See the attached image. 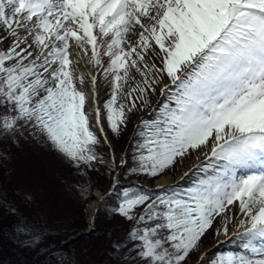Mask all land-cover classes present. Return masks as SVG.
<instances>
[{
  "label": "snow or ice",
  "instance_id": "6c2138e0",
  "mask_svg": "<svg viewBox=\"0 0 264 264\" xmlns=\"http://www.w3.org/2000/svg\"><path fill=\"white\" fill-rule=\"evenodd\" d=\"M157 91L154 119L133 124L129 170L158 180L204 160L183 174L195 176L184 190H123L124 264L199 261L210 233L241 251L204 264H264V0H0V140L27 129L93 169L98 148L115 161L109 133L121 137ZM8 212L18 239L32 231L18 207Z\"/></svg>",
  "mask_w": 264,
  "mask_h": 264
},
{
  "label": "trees",
  "instance_id": "16d2710c",
  "mask_svg": "<svg viewBox=\"0 0 264 264\" xmlns=\"http://www.w3.org/2000/svg\"><path fill=\"white\" fill-rule=\"evenodd\" d=\"M122 144L123 140L118 146ZM115 149L121 150L116 146ZM118 174L122 180L126 175L139 177L129 168ZM90 178L89 169H75L46 140L29 135L27 129L18 138L0 140V201L8 202L7 206H0V264H124L121 250L128 241L117 233L126 237L129 225L114 215L121 194L103 191L105 202L99 209L105 207L106 212L95 222L109 213L113 217L93 228L92 234L66 242L87 226L76 200L86 189L90 191ZM148 190L156 191L158 187ZM12 205L26 218V223L19 221L20 226L32 230L19 239L12 231L18 219L8 212ZM33 234L35 242L31 239ZM41 240L44 243L39 244Z\"/></svg>",
  "mask_w": 264,
  "mask_h": 264
},
{
  "label": "rangeland",
  "instance_id": "374dc122",
  "mask_svg": "<svg viewBox=\"0 0 264 264\" xmlns=\"http://www.w3.org/2000/svg\"><path fill=\"white\" fill-rule=\"evenodd\" d=\"M84 69V65L81 62V68L80 71ZM92 69L89 66V70ZM84 71V70H83ZM98 80H100L102 83V77H98ZM100 96L99 100L101 105L109 98V88L106 84H104L103 87L99 89ZM151 102L149 105H146L142 112H137L132 117V124H129L128 130L125 132L124 138L123 135L119 138L110 137L111 140V150L115 153V161L113 162L111 160V152L108 147H102L98 148V152L102 151L103 156V162L95 164L93 169H89L91 174V189L85 190L80 199L78 198L76 200V204L78 206H81L82 214L84 215V219L86 220L87 227L85 229H89L90 234H92V230L95 227H100L102 224H105L108 222V219L113 217V215L106 214L99 222H95L100 215L106 212L105 207L99 209L101 202H105V199L103 197L104 193L103 191L110 192V195L113 194H122L124 189L127 188H134L135 186L144 187L147 189H150V187H158L159 185H177L178 190H184L187 187L191 186L192 183L195 180V176L189 175L188 177H185L183 174L185 172H189L190 169H193L196 165L200 164L201 161L204 160V156L202 154L197 153L196 155L191 156L190 158H186L183 160L182 164L179 168H177L175 171L168 173L165 175L162 179L167 178L171 179L170 182L166 184H162V179L158 180H152L149 178L148 180L144 176H139L138 178H133L130 176H127L124 178V180L119 179V175H117V172L121 169H128L131 166H133V149L131 146V141L133 139L134 129L133 124L139 121L140 117L143 116L145 119H154V116L151 114L153 109H156L160 102L164 100V97L160 95L159 91L157 93L151 95ZM110 134V133H109ZM123 140V144L118 146V143ZM114 142H116L115 146L119 147L121 150H116L114 146ZM132 151V153L130 152ZM127 158V163L122 164V159ZM103 171V173H101ZM98 172V173H97ZM122 174H125L126 171H122ZM198 176L199 173H196ZM183 177L180 181H177L179 177ZM180 177V178H181ZM160 180V181H159ZM107 181V184H106ZM93 205V206H92ZM107 205V204H106ZM231 211L228 213L230 216L235 215L239 212V209L233 205L230 206ZM120 218V217H119ZM239 216L236 215L235 221H233L232 224L229 225V236H232L233 233L237 232V224L239 221ZM105 219V220H104ZM121 219V218H120ZM95 225H94V224ZM237 229V230H236ZM118 237H121L120 239H124L122 235H118ZM241 251L240 241L233 238L228 239L227 237H224L223 235L220 236H214L211 233L204 239L203 246L201 248V257L203 259H200L198 261V257L196 254L192 255L190 264H204V261L208 257H214L219 256L222 253H239ZM207 253V256L204 254Z\"/></svg>",
  "mask_w": 264,
  "mask_h": 264
},
{
  "label": "bare ground",
  "instance_id": "6f19581e",
  "mask_svg": "<svg viewBox=\"0 0 264 264\" xmlns=\"http://www.w3.org/2000/svg\"><path fill=\"white\" fill-rule=\"evenodd\" d=\"M81 62H82L83 65H84V60H83V59L81 60ZM89 66L91 67V65H88L87 67H84L83 70H84V71H93V69H90V70H89ZM91 68H92V67H91ZM83 70H82V71H83ZM180 177H181V176H180ZM180 177L177 179V181H180V180L183 178V177H181V178H180ZM170 180H171V179L164 178V179L161 180L162 182H160V183H162V184H166V183L170 182ZM159 181H160V180H159ZM92 206H93V205H92ZM236 230H237V229H236ZM237 231H238V230H237Z\"/></svg>",
  "mask_w": 264,
  "mask_h": 264
},
{
  "label": "water",
  "instance_id": "95a60500",
  "mask_svg": "<svg viewBox=\"0 0 264 264\" xmlns=\"http://www.w3.org/2000/svg\"><path fill=\"white\" fill-rule=\"evenodd\" d=\"M88 233H89V231H87V230L82 231V232H80V233H77L76 235L71 236L66 242L74 241V240L78 239L81 235H83V234H88Z\"/></svg>",
  "mask_w": 264,
  "mask_h": 264
}]
</instances>
